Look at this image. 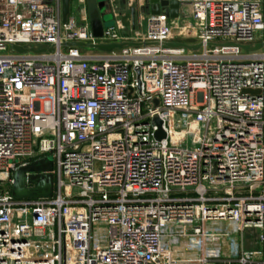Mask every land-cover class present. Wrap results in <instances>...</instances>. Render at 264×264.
<instances>
[{"label":"built area","instance_id":"1","mask_svg":"<svg viewBox=\"0 0 264 264\" xmlns=\"http://www.w3.org/2000/svg\"><path fill=\"white\" fill-rule=\"evenodd\" d=\"M71 1L63 23L62 0H0V264H264V0H177L98 38ZM49 156L52 197L14 198Z\"/></svg>","mask_w":264,"mask_h":264},{"label":"water","instance_id":"2","mask_svg":"<svg viewBox=\"0 0 264 264\" xmlns=\"http://www.w3.org/2000/svg\"><path fill=\"white\" fill-rule=\"evenodd\" d=\"M70 3L71 0H62V22L66 21V18L70 12ZM144 7L141 8V11L144 14H165L168 15L170 18H177L178 16V7L179 3L177 0H144ZM131 18L134 19L135 16V9H130ZM92 34L94 37L98 38L102 36V21L100 19H93L90 21ZM168 46L172 47H183L189 50H197L199 49L200 45H188L181 42L176 43H166ZM66 46H74V47H88L97 49L99 51L109 52L115 48L120 49L123 47L122 44H84V43H67ZM260 45H256L254 49H258ZM13 51L16 52H33V53H40V52H50L52 47L45 48V49H34V48H24L19 47L16 45L11 46ZM244 48L249 49L248 46H244ZM137 78L139 76V71L137 70ZM244 93L250 94H258V90H249L246 89L243 91ZM154 106H157V100H154ZM154 122L157 125L158 129L154 133V136L157 140H161L165 138V132L161 129V121L154 117ZM53 169V159L51 157H45L44 159H39L33 161L30 164L21 166L17 168L13 173V183L11 186V195L14 198H50L53 195L54 191V177L51 173ZM27 172L35 173L30 175H25ZM27 184L31 185L30 187Z\"/></svg>","mask_w":264,"mask_h":264},{"label":"rangeland","instance_id":"3","mask_svg":"<svg viewBox=\"0 0 264 264\" xmlns=\"http://www.w3.org/2000/svg\"><path fill=\"white\" fill-rule=\"evenodd\" d=\"M85 0V10H86V17L89 21L93 19H100L104 21L107 25L109 23H113L115 20L122 18V20L127 24L128 22L126 19L130 16V9L135 7V3L131 2L129 5V0ZM71 13L76 17L78 20L79 11L76 8L75 2L72 3L71 1ZM115 14L118 16L116 17ZM129 32L128 26L126 27V32ZM182 43L188 44L190 41H182ZM84 53H97L99 50L88 48V47H81L80 49ZM187 52V51H186ZM51 157V156H49ZM251 237H247L250 240ZM249 247H259V245L249 246Z\"/></svg>","mask_w":264,"mask_h":264},{"label":"crops","instance_id":"4","mask_svg":"<svg viewBox=\"0 0 264 264\" xmlns=\"http://www.w3.org/2000/svg\"><path fill=\"white\" fill-rule=\"evenodd\" d=\"M102 1H100V2H102ZM131 2H132V0H129V3H131ZM141 3L142 2L137 3V5L135 4L137 9H138V7L140 6ZM133 4H134V2H133ZM144 18H145V14L141 13L140 11L137 10V11H135V16H134L133 20L131 18V13H130V16L126 19V21L128 22L127 24L122 20V18L118 19L121 22L122 26L124 27V29L121 30V34L126 36V35H130L131 34V30L143 29L144 28ZM113 23H109V25L113 24ZM106 24L107 23L102 21V25L103 26H106ZM127 26H128L129 32L128 31L126 32V27Z\"/></svg>","mask_w":264,"mask_h":264}]
</instances>
